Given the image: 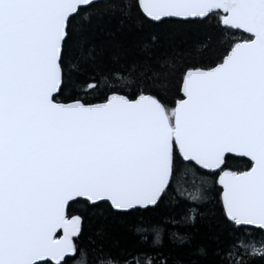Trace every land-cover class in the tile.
<instances>
[{
	"label": "snow or ice",
	"instance_id": "1",
	"mask_svg": "<svg viewBox=\"0 0 264 264\" xmlns=\"http://www.w3.org/2000/svg\"><path fill=\"white\" fill-rule=\"evenodd\" d=\"M107 221L135 246L86 236ZM172 248L264 264V0H0V264H184Z\"/></svg>",
	"mask_w": 264,
	"mask_h": 264
},
{
	"label": "trees",
	"instance_id": "2",
	"mask_svg": "<svg viewBox=\"0 0 264 264\" xmlns=\"http://www.w3.org/2000/svg\"><path fill=\"white\" fill-rule=\"evenodd\" d=\"M111 26L114 30L120 28L118 13L113 19ZM207 34L208 33L203 29L193 28L187 39L184 41L182 47L185 49L193 48L196 43L204 39ZM238 35L239 34H237V36ZM180 211V209L174 208L172 206H162L156 213L153 214V217L154 219L163 222L172 216L179 215ZM134 223L135 222L123 223L120 221H107L101 224L100 222H93L92 224L87 226L86 236L92 237L99 242V238L95 236V233L98 228L103 227L105 232L108 234V238L103 241L104 247L106 249L117 251L118 248L121 247L132 248L137 242L136 236L133 231ZM168 230L171 231V229ZM189 231H191L195 237L193 250L199 243L209 242L206 239V237L209 235V227L205 222L198 221L196 226L189 229ZM85 242H87V239L85 240ZM171 252L175 260H182L184 261V264H187L189 259H196L195 256L190 257L187 250L182 248H172Z\"/></svg>",
	"mask_w": 264,
	"mask_h": 264
}]
</instances>
